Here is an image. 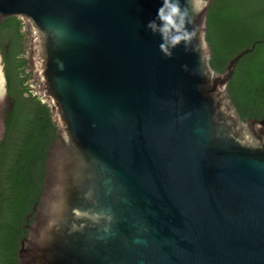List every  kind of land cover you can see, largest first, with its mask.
I'll list each match as a JSON object with an SVG mask.
<instances>
[{
	"label": "water",
	"instance_id": "water-1",
	"mask_svg": "<svg viewBox=\"0 0 264 264\" xmlns=\"http://www.w3.org/2000/svg\"><path fill=\"white\" fill-rule=\"evenodd\" d=\"M212 0H0L56 122L20 264H264V118L210 64ZM4 79V78H3Z\"/></svg>",
	"mask_w": 264,
	"mask_h": 264
},
{
	"label": "trees",
	"instance_id": "trees-1",
	"mask_svg": "<svg viewBox=\"0 0 264 264\" xmlns=\"http://www.w3.org/2000/svg\"><path fill=\"white\" fill-rule=\"evenodd\" d=\"M26 32L21 19L9 17L0 24L7 98L6 134L0 142V264H20L21 240L32 223L39 202L47 152L56 137V122L47 102L32 83L25 55ZM206 39L210 64L224 71L239 51L257 43L237 64L228 84L241 118H264V0H212L207 14Z\"/></svg>",
	"mask_w": 264,
	"mask_h": 264
},
{
	"label": "flooded vegetation",
	"instance_id": "flooded-vegetation-1",
	"mask_svg": "<svg viewBox=\"0 0 264 264\" xmlns=\"http://www.w3.org/2000/svg\"><path fill=\"white\" fill-rule=\"evenodd\" d=\"M7 47H8L7 44H4L3 46H0V62H2V65H3V67H2V73H3V78H4L5 99H7V101H8L7 106L0 107L1 108L0 109V113H1V119H2L1 132H0V142L2 141V139L4 138V136L6 134V127H5V123H4L5 108L7 107V109H10L11 108V105H12L11 101L7 98V86H6V77H5V64H4V60H3V53H4L3 50L5 48H7ZM25 55L27 56V53ZM32 83H33V81H32Z\"/></svg>",
	"mask_w": 264,
	"mask_h": 264
},
{
	"label": "rangeland",
	"instance_id": "rangeland-1",
	"mask_svg": "<svg viewBox=\"0 0 264 264\" xmlns=\"http://www.w3.org/2000/svg\"><path fill=\"white\" fill-rule=\"evenodd\" d=\"M27 34V33H26ZM28 36L26 35V39H25V46H28ZM28 49V48H27ZM28 51V50H27ZM27 56H28V52H27ZM2 62H0V73H2ZM2 77V79H0V107L2 106H7V99H5V87H4V79H3V76L1 75L0 78ZM1 109V108H0ZM1 123H2V119H1V113H0V132H1Z\"/></svg>",
	"mask_w": 264,
	"mask_h": 264
},
{
	"label": "bare ground",
	"instance_id": "bare-ground-1",
	"mask_svg": "<svg viewBox=\"0 0 264 264\" xmlns=\"http://www.w3.org/2000/svg\"><path fill=\"white\" fill-rule=\"evenodd\" d=\"M1 74H2V76H3V73H0V76H1ZM0 79H2V78H0ZM1 81H2V80H1ZM1 81H0V82H1ZM0 84H1V83H0Z\"/></svg>",
	"mask_w": 264,
	"mask_h": 264
}]
</instances>
